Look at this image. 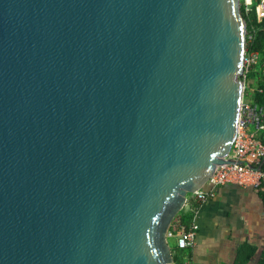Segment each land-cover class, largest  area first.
I'll use <instances>...</instances> for the list:
<instances>
[{
    "label": "water",
    "instance_id": "obj_1",
    "mask_svg": "<svg viewBox=\"0 0 264 264\" xmlns=\"http://www.w3.org/2000/svg\"><path fill=\"white\" fill-rule=\"evenodd\" d=\"M246 42L241 0H0V264H175Z\"/></svg>",
    "mask_w": 264,
    "mask_h": 264
},
{
    "label": "crops",
    "instance_id": "obj_2",
    "mask_svg": "<svg viewBox=\"0 0 264 264\" xmlns=\"http://www.w3.org/2000/svg\"><path fill=\"white\" fill-rule=\"evenodd\" d=\"M185 214L197 236L196 245L181 257L184 264L258 263L264 249V203L256 189L220 186L216 197L201 206L188 199ZM246 246L256 253H242Z\"/></svg>",
    "mask_w": 264,
    "mask_h": 264
},
{
    "label": "built area",
    "instance_id": "obj_3",
    "mask_svg": "<svg viewBox=\"0 0 264 264\" xmlns=\"http://www.w3.org/2000/svg\"><path fill=\"white\" fill-rule=\"evenodd\" d=\"M256 5L258 19L264 18V0H241V7L249 14ZM251 39V37H250ZM261 58L257 52L248 51L247 42L244 58V73L242 80L246 86L247 75L260 65ZM264 75V64L260 65ZM264 134V109L243 98L238 121L237 137L230 158L240 163L222 165L216 169L206 187L188 196L198 206L216 197L220 186L235 184L245 188L258 189L264 182V144L261 140ZM173 226V227H172ZM168 232L169 239L176 240L179 249L187 250L196 245V225L190 221L186 227L180 218H176ZM175 263V262H174Z\"/></svg>",
    "mask_w": 264,
    "mask_h": 264
},
{
    "label": "trees",
    "instance_id": "obj_4",
    "mask_svg": "<svg viewBox=\"0 0 264 264\" xmlns=\"http://www.w3.org/2000/svg\"><path fill=\"white\" fill-rule=\"evenodd\" d=\"M241 11L247 24V49L248 51L257 52L259 54L261 58L260 65H262L264 64V18L258 19L256 5L250 10L249 14L245 12L243 6L241 7ZM260 65H257L255 69L247 75L244 98L264 109V75L262 74ZM261 140L264 144V134L262 135ZM262 168L264 169V162ZM256 190L264 203V182ZM178 218L183 221L186 227L189 226L191 218L185 214V208L179 214ZM247 250L250 251L249 253L251 255L256 253V250L248 246L242 249V253ZM185 251L186 250L177 248V246L173 249L175 264H184L181 257ZM257 264H264V249Z\"/></svg>",
    "mask_w": 264,
    "mask_h": 264
},
{
    "label": "rangeland",
    "instance_id": "obj_5",
    "mask_svg": "<svg viewBox=\"0 0 264 264\" xmlns=\"http://www.w3.org/2000/svg\"><path fill=\"white\" fill-rule=\"evenodd\" d=\"M169 243H170V246L172 247V249H174L176 247V243H174L171 239H169Z\"/></svg>",
    "mask_w": 264,
    "mask_h": 264
}]
</instances>
